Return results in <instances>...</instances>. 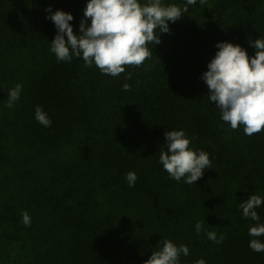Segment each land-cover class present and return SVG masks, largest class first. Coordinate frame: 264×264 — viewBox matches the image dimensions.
Instances as JSON below:
<instances>
[{
	"label": "trees",
	"instance_id": "trees-1",
	"mask_svg": "<svg viewBox=\"0 0 264 264\" xmlns=\"http://www.w3.org/2000/svg\"><path fill=\"white\" fill-rule=\"evenodd\" d=\"M87 2L0 0V264H144L162 239L188 246L181 264H264V252L249 247L256 222L239 207L264 198V131L232 130L201 79L218 42L255 55L249 40L264 37V0H197L148 45L151 59L117 77L50 51L58 30L46 9L71 13L79 34ZM18 83L20 100L8 108ZM37 106L50 127L35 119ZM172 130L210 155L196 184L175 181L159 163ZM256 211L264 223V204Z\"/></svg>",
	"mask_w": 264,
	"mask_h": 264
},
{
	"label": "clouds",
	"instance_id": "clouds-1",
	"mask_svg": "<svg viewBox=\"0 0 264 264\" xmlns=\"http://www.w3.org/2000/svg\"><path fill=\"white\" fill-rule=\"evenodd\" d=\"M201 5L207 0H199ZM197 0H186L183 8L162 0H88L80 22L79 34L74 32V20L71 13L57 10L50 13L57 31L51 42L50 51L58 62H71L73 58L82 59L85 67L95 65L103 74L117 77L124 73L126 67H142L151 59L153 50L148 45L161 43L160 34L169 33V21L175 23L188 12L189 5H196ZM91 21L90 26L88 21ZM255 48V55L249 56L246 49L232 42H218L214 58L208 64V70L201 79L206 83L208 99L216 102L223 122L232 130L243 126L245 135L251 137L264 131V37L249 40ZM127 78H131V74ZM125 91L130 85H123ZM23 86L9 90L7 107H14L20 100ZM35 119L43 126L50 127L51 119L41 106L35 109ZM167 150L160 149L159 163L163 170L175 181L181 180L188 185L196 184L206 169L212 168L209 153L195 150L190 145L192 140L184 130L165 131ZM125 179L129 187H134L138 179L135 172H128ZM264 204V198L253 194L240 203L243 217L256 223L249 227L248 235L252 237L249 247L257 253L264 252V223L256 209ZM22 223L31 226V217L27 211L22 212ZM197 234L205 231L202 221L195 225ZM207 238L217 244L219 237L214 231L205 232ZM187 245H176L170 239H162L157 250L144 264H181V256L189 255ZM195 264H206L204 259Z\"/></svg>",
	"mask_w": 264,
	"mask_h": 264
}]
</instances>
